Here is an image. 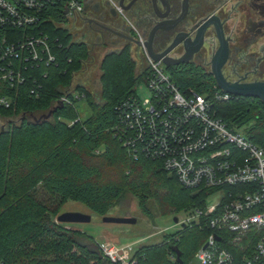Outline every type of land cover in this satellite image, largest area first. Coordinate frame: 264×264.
Here are the masks:
<instances>
[{"label": "trees", "instance_id": "16d2710c", "mask_svg": "<svg viewBox=\"0 0 264 264\" xmlns=\"http://www.w3.org/2000/svg\"><path fill=\"white\" fill-rule=\"evenodd\" d=\"M60 14L54 12L53 17L61 23L65 20ZM44 30L55 62L29 66L24 81L11 87V78L3 77L6 61L0 59V99L10 101L9 106L0 104V118L21 116L18 123L0 122V264H121L106 257L93 236L55 220L65 203H80L104 217L132 195L141 212L154 219V212L169 215L203 208L206 197L182 186L162 159L139 145L132 149L125 144L118 107L146 74V69L136 73L130 50L104 57L101 101H96L83 84L71 92L73 78L90 58L88 48L67 28L48 25ZM167 70L182 90L190 87L210 96L216 90L215 79L203 70ZM64 97L68 101H62ZM80 99L91 109L86 119L77 110ZM51 107L50 119L25 117ZM214 110L231 126L250 123L248 137L264 148L260 99L233 96L216 101ZM209 234L187 225L163 234L159 242L139 246L133 259L137 264H180L178 249L183 264H190Z\"/></svg>", "mask_w": 264, "mask_h": 264}, {"label": "built area", "instance_id": "2783aa9c", "mask_svg": "<svg viewBox=\"0 0 264 264\" xmlns=\"http://www.w3.org/2000/svg\"><path fill=\"white\" fill-rule=\"evenodd\" d=\"M86 3L0 0V59L6 61L3 77L11 78V87L24 81L23 71L29 66L55 62L44 27L66 28ZM54 12L65 21L57 22ZM147 59L144 78L118 107L125 144L132 149L139 145L162 159L185 188L217 198L187 211L189 217L178 223L180 229L195 224L210 231L195 254L199 264H264V148L244 134L243 127L231 126L216 114L214 103L233 95L218 86L211 96L190 87L182 90L162 60ZM142 83L150 92L144 103L137 95ZM0 104L9 106L10 101L0 99ZM100 247L113 263L137 264L128 255L131 248Z\"/></svg>", "mask_w": 264, "mask_h": 264}, {"label": "flooded vegetation", "instance_id": "af4514ba", "mask_svg": "<svg viewBox=\"0 0 264 264\" xmlns=\"http://www.w3.org/2000/svg\"><path fill=\"white\" fill-rule=\"evenodd\" d=\"M212 17H218L228 44V58L220 68L225 80L264 83V0H87L83 12L66 28L88 48L92 61L133 48L148 57L144 44L149 40L157 54L177 42L166 57L178 60L187 53L185 42L190 39L193 44ZM221 46L212 22L198 52L174 66L200 69L214 78L212 63Z\"/></svg>", "mask_w": 264, "mask_h": 264}, {"label": "rangeland", "instance_id": "374dc122", "mask_svg": "<svg viewBox=\"0 0 264 264\" xmlns=\"http://www.w3.org/2000/svg\"><path fill=\"white\" fill-rule=\"evenodd\" d=\"M73 21L74 20H71L69 24L71 25ZM132 50L131 53L136 62V73L142 74L148 67V57L143 53L141 54V51L135 48ZM101 62L102 57L94 59V61L89 58L82 71L73 78L71 92L75 91L76 84H83L92 93V96L96 101H101ZM165 68L168 72L167 67ZM137 95L143 103L149 98L150 92L144 83L140 84L138 87ZM62 101L64 100L62 99ZM76 106L82 119H86L91 115V109L85 99H80ZM51 109L52 107L44 111L35 112L33 115H25V117L28 119H41L44 115L49 114ZM20 117L21 116H12L11 119L0 118V122L1 124H5L7 123V120H12L18 123ZM241 127H243L242 132L246 134L249 132L251 124L241 125ZM216 199V197L211 196L206 197L205 201L206 204L209 205L214 203ZM64 212H81L92 215V221L90 223H75L67 225L93 236L100 245H115L122 250L131 248V251L128 253L131 260H133V255L139 246L159 242L165 233L177 232L180 229V225L175 223V218H178L181 223L189 217L187 212H179L169 215L155 214L154 212V219H151L141 212L137 200L132 195H127L106 216L132 217L136 219V223L133 225L105 223L103 222V217L94 214L86 206L73 201L65 203L58 212L57 217ZM190 264L199 263L194 257Z\"/></svg>", "mask_w": 264, "mask_h": 264}, {"label": "water", "instance_id": "95a60500", "mask_svg": "<svg viewBox=\"0 0 264 264\" xmlns=\"http://www.w3.org/2000/svg\"><path fill=\"white\" fill-rule=\"evenodd\" d=\"M214 22L215 27L217 29L220 41H221V48L216 55L213 63H212V69H213V76L215 79V82L217 83L218 87L223 90L224 92L231 94L233 96L237 97H252V98H259L264 103V83H253V84H229L224 76L221 73V65L225 62V60L228 58V44L225 41L223 37V32L221 28V24L219 22L218 17H212L207 23H205L199 30L198 36L195 39L194 43H191V40L188 39L185 42V47L187 53L180 59H170L166 57L167 53L175 47L177 42H175L168 50H166L162 54H157L153 51L152 48V42L149 40L144 44V47L146 48V52L148 57H150L152 60L158 62L163 61L165 66L171 67L174 65H177L182 62H187L190 60L193 56L194 52H198L202 45L203 35L206 30V27ZM138 43V42H137ZM138 45L141 46L140 43ZM53 114V111L51 110L49 114L44 115L43 118L45 120L49 119ZM92 221V215L84 214L81 212H64L60 214L57 217V222L62 224H75V223H90ZM175 223L178 224L179 220L178 218L174 219ZM103 222L105 223H114V224H135L136 219L132 217H115V216H104ZM185 225H182V228H184ZM176 255H177V261L180 264H183L181 260V252L178 251V249H175Z\"/></svg>", "mask_w": 264, "mask_h": 264}]
</instances>
